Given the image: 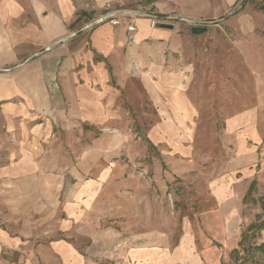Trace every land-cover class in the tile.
Returning <instances> with one entry per match:
<instances>
[{
  "label": "rangeland",
  "instance_id": "rangeland-1",
  "mask_svg": "<svg viewBox=\"0 0 264 264\" xmlns=\"http://www.w3.org/2000/svg\"><path fill=\"white\" fill-rule=\"evenodd\" d=\"M162 2L170 36L130 65L93 58L69 82L61 65L49 112L17 129L0 113V179L23 191L0 227L23 226L24 251L59 241L116 264L130 244L149 264H264V0Z\"/></svg>",
  "mask_w": 264,
  "mask_h": 264
},
{
  "label": "crops",
  "instance_id": "crops-1",
  "mask_svg": "<svg viewBox=\"0 0 264 264\" xmlns=\"http://www.w3.org/2000/svg\"><path fill=\"white\" fill-rule=\"evenodd\" d=\"M133 7L149 9L160 17L167 11L162 0H0V113L5 115V124L17 129V118L49 112L53 97L50 84L61 65L65 73L69 69V77L63 74L69 82L75 77L70 74L75 66L92 62L93 58L110 66L121 59L128 66L135 50L144 53L148 38L158 40L170 36L169 29L151 28L148 19L143 17L131 19L134 33L106 21L97 22L99 26L95 29L82 31L90 18L94 17L95 22L107 11ZM132 42L139 47L129 46ZM111 57L118 60L113 62ZM8 173L1 171L0 177ZM14 186L8 190L7 183L0 179V209L22 208V200H16L15 204L10 201L9 194L11 197L15 193L17 199L23 193L17 184ZM10 233L7 227H0V264H37L34 257L42 256L50 257L54 264H94L90 256L65 242L54 241L41 253H36L32 246L24 251L23 226L15 229L13 235ZM138 250L130 244L128 248L124 245L113 259L116 264L153 263V253ZM25 252H31L34 257L24 262ZM6 254L13 256L14 262L3 256ZM146 254L151 260L145 259Z\"/></svg>",
  "mask_w": 264,
  "mask_h": 264
},
{
  "label": "built area",
  "instance_id": "built-area-1",
  "mask_svg": "<svg viewBox=\"0 0 264 264\" xmlns=\"http://www.w3.org/2000/svg\"><path fill=\"white\" fill-rule=\"evenodd\" d=\"M171 2L172 0H167ZM165 16V17H164ZM164 16H158L153 11H140V10H128L124 8H117L111 11H107L104 15H102L97 21L94 22L96 24L97 22H108L111 26L118 27L123 26L125 30L128 33H134L135 32V25L133 20L138 17L147 18L149 21V25L151 28H155L156 26L160 24H165L169 20H174L175 18L170 17L168 15ZM182 22H186L188 24H192V26H196L194 21H191L186 18H180L179 19Z\"/></svg>",
  "mask_w": 264,
  "mask_h": 264
},
{
  "label": "water",
  "instance_id": "water-1",
  "mask_svg": "<svg viewBox=\"0 0 264 264\" xmlns=\"http://www.w3.org/2000/svg\"><path fill=\"white\" fill-rule=\"evenodd\" d=\"M158 26H160V27H162V28H165V27H169V28H171V26H166V25H163V24H160V25H158ZM205 30H206L205 27L192 26V28H191V33H192L193 35H199V34L205 32Z\"/></svg>",
  "mask_w": 264,
  "mask_h": 264
}]
</instances>
